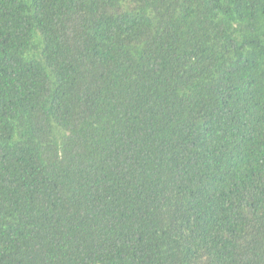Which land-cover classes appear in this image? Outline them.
<instances>
[{
    "label": "trees",
    "instance_id": "obj_1",
    "mask_svg": "<svg viewBox=\"0 0 264 264\" xmlns=\"http://www.w3.org/2000/svg\"><path fill=\"white\" fill-rule=\"evenodd\" d=\"M0 264H264V0H0Z\"/></svg>",
    "mask_w": 264,
    "mask_h": 264
}]
</instances>
